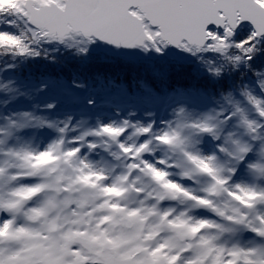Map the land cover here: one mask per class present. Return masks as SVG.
Returning <instances> with one entry per match:
<instances>
[{
	"label": "snow or ice",
	"instance_id": "1",
	"mask_svg": "<svg viewBox=\"0 0 264 264\" xmlns=\"http://www.w3.org/2000/svg\"><path fill=\"white\" fill-rule=\"evenodd\" d=\"M0 264H264V0H0Z\"/></svg>",
	"mask_w": 264,
	"mask_h": 264
}]
</instances>
